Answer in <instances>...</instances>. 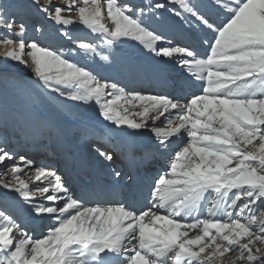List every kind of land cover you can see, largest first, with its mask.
<instances>
[{"label":"snow or ice","instance_id":"obj_1","mask_svg":"<svg viewBox=\"0 0 264 264\" xmlns=\"http://www.w3.org/2000/svg\"><path fill=\"white\" fill-rule=\"evenodd\" d=\"M165 12L204 33L198 47L157 27ZM38 25L58 43L32 35L45 31ZM78 26L93 38L74 35ZM129 42L199 90L129 91L76 59L110 67ZM0 51L30 68L53 124L61 105L94 103L118 133L148 130L165 152L183 141L143 204L75 194L55 168L0 141V264H264V0H0ZM96 152L109 165L120 159L114 148ZM25 216L50 223L37 231Z\"/></svg>","mask_w":264,"mask_h":264},{"label":"bare ground","instance_id":"obj_2","mask_svg":"<svg viewBox=\"0 0 264 264\" xmlns=\"http://www.w3.org/2000/svg\"><path fill=\"white\" fill-rule=\"evenodd\" d=\"M199 2L202 5H208L210 0H199ZM168 8L170 9L171 5H168ZM176 11H179V6L176 7ZM161 15L167 20V23L157 25V27L161 31L169 33V39L175 37L185 43L199 46L198 40L204 36L202 31L193 32L186 30L188 25L181 26L180 18L173 17L170 12H165ZM213 15L215 16L214 12ZM105 23L109 22L105 21ZM45 31L41 33L40 37L44 36ZM75 33L74 35L76 36L88 39L93 38L82 26H78ZM62 46L67 48V44H62ZM70 46L68 45V47ZM112 51L116 54V61L110 67L101 66V64L106 62L95 63L91 59L85 60L82 57H77L76 59L82 65L87 64L89 67L99 69L104 76L119 81L129 91L139 90L145 94L175 95L180 84L184 87L188 82L193 83L187 78L188 74L186 71L179 69L175 63H167L159 58H154L139 42L125 43ZM2 55V51H0V57ZM96 60L98 61L99 57H96ZM3 73L19 74L23 79L29 81V89L27 87L22 98L14 97L10 94L8 109L0 108V141H6L7 145L13 149H16L20 144L22 147L33 149L32 152H36L40 148L43 149L48 158L36 159L37 164L55 168L62 178L67 181L70 190L75 194H78L76 188L81 179L90 180L97 175L116 178L113 169L126 173L127 167H123L121 164L125 160H132L133 153L129 148V138L125 134L116 132L108 122L103 120V117L98 115L97 105L93 103L91 105L73 107L71 102L63 104L61 107L65 118H58L53 124L51 119L53 102L49 101L47 103L39 90V93L35 92L37 89L31 84L35 77L30 68L18 62H4L0 59V74L2 75ZM181 76L184 78L182 79ZM197 86L199 89L198 84ZM163 119L161 117V120ZM94 125L101 127L103 131L107 132L112 143L123 150V162L117 160L115 164L109 165L95 151L96 145L92 146V150H87L84 144L82 128L87 129ZM56 126L58 129H56ZM157 126L163 127L165 125L158 123ZM76 127L78 129L73 131ZM105 132H103V135L106 134ZM141 134L152 139L153 147L151 150H139L135 153L136 156H139L138 164L144 159L143 162L146 169L143 174H148L153 178L165 170V165H159V162L163 160L164 164H166L167 161L165 160H168L170 155L178 150V146L183 141L174 140L169 145L168 151L165 152L164 149L158 146L155 137L148 130H143ZM86 141L90 143L91 139L86 137ZM85 152L95 155L96 160L92 165L95 171L83 165L79 155ZM155 156L156 159L152 160L151 157ZM133 161L135 162V160ZM5 178L0 175V179ZM33 183L38 184L39 182L33 181ZM25 221L32 228L38 229V231H43L50 223V221L33 222L27 216H25Z\"/></svg>","mask_w":264,"mask_h":264},{"label":"rangeland","instance_id":"obj_3","mask_svg":"<svg viewBox=\"0 0 264 264\" xmlns=\"http://www.w3.org/2000/svg\"><path fill=\"white\" fill-rule=\"evenodd\" d=\"M40 27H44L46 29L45 25H38ZM50 32V33H49ZM35 34L37 38L43 39L45 43L56 45L58 41L55 39V37H52L53 31L49 29V31H45V34L43 37H40V33H32ZM74 34H76L74 32ZM69 44H67L68 46ZM34 84H37L39 91L46 95L48 99L51 101V97L49 96L41 89L40 85L36 82V79L33 80ZM29 89V86H28ZM27 90V84L25 83L24 79H22L19 74L15 73H9V74H0V108H7L9 107V96L10 94L14 97H20L22 98L23 94Z\"/></svg>","mask_w":264,"mask_h":264}]
</instances>
